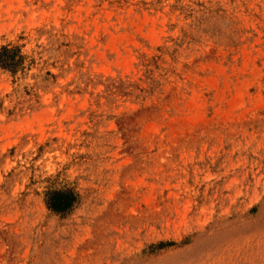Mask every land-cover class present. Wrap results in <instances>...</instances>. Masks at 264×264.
I'll return each mask as SVG.
<instances>
[{"label": "rangeland", "instance_id": "374dc122", "mask_svg": "<svg viewBox=\"0 0 264 264\" xmlns=\"http://www.w3.org/2000/svg\"><path fill=\"white\" fill-rule=\"evenodd\" d=\"M0 264H264V0H0Z\"/></svg>", "mask_w": 264, "mask_h": 264}, {"label": "trees", "instance_id": "16d2710c", "mask_svg": "<svg viewBox=\"0 0 264 264\" xmlns=\"http://www.w3.org/2000/svg\"><path fill=\"white\" fill-rule=\"evenodd\" d=\"M76 199L77 194L72 189L53 190L48 193L47 204L55 212H68Z\"/></svg>", "mask_w": 264, "mask_h": 264}]
</instances>
